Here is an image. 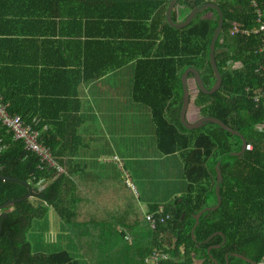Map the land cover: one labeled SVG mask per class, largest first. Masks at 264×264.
I'll list each match as a JSON object with an SVG mask.
<instances>
[{"label":"trees","instance_id":"obj_1","mask_svg":"<svg viewBox=\"0 0 264 264\" xmlns=\"http://www.w3.org/2000/svg\"><path fill=\"white\" fill-rule=\"evenodd\" d=\"M136 1L143 10L133 19H148L147 29H157V26L162 31L147 38L145 48L154 49L153 57L144 52L138 55L133 101L142 103L151 113L156 150L163 156L175 153L183 156L185 193L173 197L164 206L169 219L155 220L154 227L150 228L136 196L124 181L88 178L83 164L73 160L79 144L75 130L80 120L65 125L67 117L62 112L51 116L41 107H28L26 102L20 101L19 87L12 91L7 88L6 93L0 86L8 113L27 122L36 117L39 128L47 126L40 141L65 168L55 176L52 169H40L38 157L0 126V175L10 178H0V206L15 200L0 216V264H77L65 251L32 253L27 233L33 219L44 214V207L51 208L62 220L85 264H145L144 258L152 250L166 255L165 260L156 264H192L194 259H201L204 264H259L262 260L264 134L256 132L254 126L264 120V106L263 102L257 106L246 90L264 84V76L256 72L262 57L256 52L258 37L230 36L229 30L232 23H238L241 29H250L257 9L264 20V0H176L171 9L172 22H179L175 18L178 8L188 12L204 3H214L221 9L223 25L214 51L221 86L209 95L198 91L193 104L199 115L223 122L252 146L250 151L220 161L219 204L214 210L209 208L216 204L215 160L222 154L239 151L241 141L214 124L191 130L182 126L179 78L185 68L193 67L206 89L214 85L208 58L217 12L212 8L204 9L187 26L174 29L164 19L169 0H160L159 12L154 16L152 7L155 8L157 4L154 3L159 0ZM34 13L32 10L28 16ZM157 16L160 20L155 19ZM60 26L63 29L66 25ZM72 26L82 35V30L79 32L82 24ZM139 26L144 27L142 23ZM236 62L241 67L233 69ZM82 76L86 79L85 73ZM68 79L73 81V78ZM27 194L29 197L24 198ZM32 199L41 201V206L36 208ZM155 208L156 204H148L147 211ZM199 211L202 214L195 224L194 216Z\"/></svg>","mask_w":264,"mask_h":264},{"label":"crops","instance_id":"obj_2","mask_svg":"<svg viewBox=\"0 0 264 264\" xmlns=\"http://www.w3.org/2000/svg\"><path fill=\"white\" fill-rule=\"evenodd\" d=\"M159 1L154 3L157 4L155 8L152 7V13L155 11L152 16L159 12ZM77 7L83 10L75 11ZM32 10L35 13L28 16ZM141 10L143 8L136 0H0V86L6 93L9 91L7 88L12 91L19 87L20 101L26 102L28 107H41L51 116L62 112L67 117L63 122L65 125H69L66 122L80 120L76 128L79 147L85 145L80 132L86 134V147L98 145L100 149L109 147L112 151L125 142L129 145L133 142L131 137L137 135L140 117L152 119L146 106L133 101L138 55L144 52L146 56L153 57L154 49L145 48L147 38L162 31L157 26V29H147L148 19L134 20L142 14ZM186 13V10L178 8L175 18L180 21ZM155 19L160 20L158 16ZM74 23L82 24L79 31L82 30V35L75 31ZM140 23L144 27L139 26ZM62 24L66 25L63 29ZM77 77L78 82L75 81ZM68 78H73V81ZM187 87L190 102L185 118L198 115L186 120L191 123L202 116L193 104L196 90L193 82L189 83V78ZM83 121H86L87 130L79 128ZM91 127L96 128L93 133ZM125 137L129 138L125 140ZM77 159H81L79 153L73 157V160ZM32 200L36 208L41 206V201ZM49 209L44 207V214L35 218L38 221H33L34 228H42L40 221L52 223L55 219L59 223L57 214ZM4 212L7 210H0V216ZM56 230L60 231L59 228ZM47 247L45 245L42 251H47ZM63 251L77 264H85L83 259L82 263L78 260V253ZM57 252L51 248V251L42 253ZM192 264L204 263L201 259H194Z\"/></svg>","mask_w":264,"mask_h":264},{"label":"rangeland","instance_id":"obj_3","mask_svg":"<svg viewBox=\"0 0 264 264\" xmlns=\"http://www.w3.org/2000/svg\"><path fill=\"white\" fill-rule=\"evenodd\" d=\"M190 81H192L191 76L189 77V83ZM187 116L190 115L187 114ZM194 117H198V115L187 117L186 120L190 121ZM138 122L137 135L131 137L133 142L129 145H127L128 142H125L122 144L123 146L119 145L117 150L112 151L109 150V147H106V150L100 149L98 145H88L86 147V134L78 131L85 145L78 146L76 153L81 156V159H77V161L83 164L88 178L114 179L115 182L124 181L136 196L140 211L144 214L147 211L148 204L166 206L173 197L183 195L186 180L183 173V156L179 153L163 156L157 152L153 142L155 141L153 122L148 119H141V117ZM79 128L86 129V121H83ZM90 129L92 133L96 130L92 127ZM82 131L85 130L82 129ZM75 132L77 131L75 130ZM88 137L90 138V135ZM129 137L124 139L127 140ZM114 156L117 159H114ZM48 211H51V209ZM51 213L53 212L51 211ZM33 221L37 222L38 220L33 219ZM33 221L31 229L27 233V240L31 245L32 253L49 252L52 248L55 252L66 250L77 255L74 243L60 218L59 223L55 219L52 223L40 221L43 226L39 229L34 228ZM57 228L60 231H57ZM45 229L53 230L48 232ZM51 239L53 240L51 241ZM45 245L48 246L47 251H42ZM77 257L82 263V259L79 256Z\"/></svg>","mask_w":264,"mask_h":264},{"label":"built area","instance_id":"obj_4","mask_svg":"<svg viewBox=\"0 0 264 264\" xmlns=\"http://www.w3.org/2000/svg\"><path fill=\"white\" fill-rule=\"evenodd\" d=\"M252 5L256 7V3L252 1ZM236 34H242L245 36L255 35L259 39V45L257 49V54L262 58V63H260L256 72L264 76V20L261 11L257 9L256 19L250 29H241L238 23H232L229 30V35L234 36ZM241 67L239 62L232 65L233 69H238ZM251 93L252 101L258 106L260 102H263L264 106V84L262 87L256 89H246ZM0 126L11 134L14 140L22 141L24 148L33 152L39 159L38 167L52 169L54 176L64 172V167L59 164L55 159L51 150L48 146L44 145L40 141L42 132L45 131V126L39 128V120L33 118L30 122L23 120L18 115H11L8 113L7 105L4 102L3 96L0 94ZM254 130L259 133L264 134V120L260 121L254 126ZM252 146L250 144H245V150L250 151ZM144 219L148 223L150 228L154 227L156 223L169 219V213L164 211V207L157 206L152 212H146L144 214ZM166 259V255L163 252L152 250L145 258V264H156L158 261ZM259 264H264V256Z\"/></svg>","mask_w":264,"mask_h":264},{"label":"water","instance_id":"obj_5","mask_svg":"<svg viewBox=\"0 0 264 264\" xmlns=\"http://www.w3.org/2000/svg\"><path fill=\"white\" fill-rule=\"evenodd\" d=\"M175 2H176V0H169L167 3V6L165 8V12H164L165 22L167 23L168 26H170L174 29L184 28L185 26H187L191 22V20L195 17V15L198 12H202L204 9L212 8L217 12V16H218L217 22H216V27L213 31V34L211 36L210 43H209V58H208V63H210L209 66H211V69H212V72H213L214 78H215L214 85H212V87L210 89H206L204 87L201 76H199L198 72L193 67L185 68L181 72L180 78H179V82H180V86H181V105H180V109H179V121L182 124V126L185 129L191 130V129L199 128V127H201L205 124H208V123L214 124L220 128H223L224 130L228 131L232 135L238 137L241 141V148L239 151L233 152V153L222 154L215 160V163H214V172H215L214 194H215V198H216V204L214 207L209 208V210H214L219 204L218 186H219V183L221 180V172L219 169L220 161L222 159L233 158V157H237V156L243 154L245 152L246 140L242 137V135L239 132L229 128L223 122H221L215 118L201 117V118H198L197 120H195L194 122L189 123L186 121L185 115H186V111H187V108H188V105L190 102V94H189L188 87H187L188 74L191 75L192 82H193V85H194L196 92L199 91L203 94L209 95V94H212L213 92L218 91V89L221 86L222 78H221V73L219 72V70L216 66V63H215L214 51H215L216 40L219 36V33L221 32L222 25H223V15H222L221 9L219 8L218 5H216L214 3H204L202 5L196 6L191 11H188L181 21L172 22L170 14H171V9L173 8ZM0 178L4 179V180L10 179L9 177L3 176V175H0ZM27 197H29V194L24 196V198H27ZM14 201L15 200H10V201L2 204V206H0V210L4 209L5 207L8 206V204L13 203ZM201 214H202V211H199L194 216V221H195L194 223L195 224H196L197 218Z\"/></svg>","mask_w":264,"mask_h":264},{"label":"flooded vegetation","instance_id":"obj_6","mask_svg":"<svg viewBox=\"0 0 264 264\" xmlns=\"http://www.w3.org/2000/svg\"><path fill=\"white\" fill-rule=\"evenodd\" d=\"M191 76V75H190ZM189 76V74H188V78L190 77ZM202 79V78H201ZM203 81V80H202ZM203 84H205L204 82H203ZM205 87V86H204ZM206 88V87H205ZM195 89V88H194ZM210 89V88H209ZM198 92V91H197ZM197 92H196V95H197ZM252 262V261H251Z\"/></svg>","mask_w":264,"mask_h":264}]
</instances>
